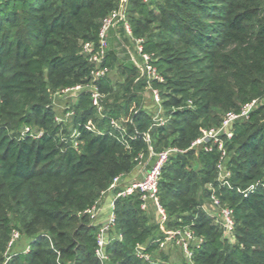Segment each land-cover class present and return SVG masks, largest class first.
<instances>
[{"label": "trees", "instance_id": "1", "mask_svg": "<svg viewBox=\"0 0 264 264\" xmlns=\"http://www.w3.org/2000/svg\"><path fill=\"white\" fill-rule=\"evenodd\" d=\"M217 1L222 6L212 8L211 0H125L132 36L143 40V51L153 55L164 77L154 86L169 118L149 130L156 151L185 150L199 128H216L226 112L264 97V0ZM121 3L0 0V264L13 230L31 243L27 253L12 252L6 264H100L94 256L95 228L77 214L114 177L132 173L134 156L146 146L131 141L126 150L107 134L85 129L88 120L109 129L86 93L72 106L77 148L64 145L49 90L89 81L91 65L82 45L96 44L102 19ZM204 18L220 19L222 29ZM110 44L105 66L115 69L121 82L109 74L97 83L107 93L104 108L110 117L126 121L129 134L147 131L150 117L137 102L145 84L135 82L138 71L126 60L125 49L121 46L120 56ZM33 126L42 131L38 139L18 137ZM226 151L233 189L219 188L217 194L233 210V240L200 209L208 200V185L215 184V152L187 150L168 158L158 187L167 227L189 226L202 238L200 247H192L194 264H264V102L234 125ZM191 160L199 169L191 167ZM250 185L256 188L245 197L234 189ZM115 217V233L122 239L107 247L108 257L116 264H147L135 258L134 248L147 245V252L154 253L150 242L161 235L154 216L139 209L134 194L116 201Z\"/></svg>", "mask_w": 264, "mask_h": 264}, {"label": "built area", "instance_id": "2", "mask_svg": "<svg viewBox=\"0 0 264 264\" xmlns=\"http://www.w3.org/2000/svg\"><path fill=\"white\" fill-rule=\"evenodd\" d=\"M121 25V30L125 36L124 40H128V44L123 43L119 36L121 46L125 49L132 64L137 68L138 76L135 82H144L145 91L149 94L150 104L153 108L151 112L150 125L147 131L128 133L126 121L124 119H116L110 117L103 104L105 95L99 91L97 83L108 77L110 69L105 66L107 52L109 50L108 34L111 30L115 32L118 26ZM143 40L132 36L130 24L126 18L125 0H122L120 6L110 12L101 21L100 28L97 34L96 44L86 42L82 45V54L85 56L88 63L91 65L89 72V81L84 84H77L71 87L63 88L61 94L72 97L77 100L83 93L89 95L91 107L99 120L106 119L108 130L100 129L96 123L91 120L85 122V129L94 135L102 136L107 134L118 141L126 150L131 149L130 142L140 140L145 144L146 150L139 151L133 161L135 166L133 174L136 177L128 178L126 175H118L112 179L110 185L100 192L98 198L93 204L77 216H86L89 218V226L95 228L94 239L95 248L94 256L100 264H106L109 260L106 252L107 247L115 241H121L122 235L115 233L116 217L115 203L117 200L130 197L134 194L138 195L139 209L147 214H152L158 226L160 236L154 238L150 244L156 248H163L176 244L183 250L184 256L189 264L193 262V248L200 247L202 238L196 237L189 226L180 228H168V214L161 203L158 196L159 181L162 170L167 163L168 158L175 153H184L187 150L202 152L206 154L216 153L217 160L215 162V184L208 185V201L209 206L201 205L200 209L215 224L223 231V236L229 241L233 240L235 221L233 210L228 205L223 204L218 197L216 188L224 187L233 189L230 185L231 173L226 167L227 151L226 143L232 138L233 127L239 121H244L249 118V115L260 105L259 98H253L249 102L242 105L238 111L226 112L216 128H199L197 137L191 142L190 146L185 149L177 147H167L160 151L153 148L149 130L164 126L169 116L165 115V110L162 106V100L159 90L155 84H162L164 77L158 71L153 63V55L143 51ZM263 97V96H262ZM187 108L192 107L190 100L186 103ZM179 107L178 109H182ZM76 116V111L73 108H65V113L61 117H55L54 122L59 127V141L64 145H68L74 149L77 148L78 132L73 126V120ZM65 125H71V136L64 135ZM41 130H32L31 127L23 128L19 134V138L29 137L38 139L41 136ZM145 158V159H144ZM256 188L255 185H250L245 189L235 187V191L242 194L244 197L252 193ZM19 232L13 230L7 244L5 260L2 264H6L12 254L9 253L14 243L19 238ZM51 246V245H50ZM52 247V246H51ZM29 250V249H28ZM134 256L147 264H163L154 259L153 253L147 252V245H137L134 248Z\"/></svg>", "mask_w": 264, "mask_h": 264}, {"label": "rangeland", "instance_id": "3", "mask_svg": "<svg viewBox=\"0 0 264 264\" xmlns=\"http://www.w3.org/2000/svg\"><path fill=\"white\" fill-rule=\"evenodd\" d=\"M147 1V0H144ZM217 0H211V6L212 8H214V6H222V5H218L217 4ZM203 21L207 22V23H211L212 26L216 27V30H221V24L219 23L220 19H203ZM219 35V34H218ZM214 34V38L217 40H220V37ZM117 36H119V38L121 40L125 39V36L121 30V25L118 26V29L115 30V32L113 30H111L108 34L109 37V41H110V47L111 49L113 48V50L115 51L116 54H120L124 51L122 50L123 48L117 43L120 42V40L117 38ZM120 57V56H119ZM126 60H128V56L126 55ZM120 65V61H115L114 66H116V70L118 68V66ZM115 69L113 71L110 72V78L112 81L115 82H119L120 79H118L117 76L113 75ZM121 82V81H120ZM62 88L58 87L56 89L53 90H49V94H50V102H51V112L53 114V118L55 117H61L64 113H65V108L70 107L72 108V106L75 104V100L72 97H68L65 96L63 94H61ZM101 91V90H99ZM102 92V91H101ZM105 95V99L103 100V104L105 102V100H107V93L104 92ZM255 98H259L260 99V104L262 105L264 102V97L262 96H257ZM137 102L139 107L141 108V110L147 112V114L149 115V117L151 118V112L153 111V108L150 104V99H149V94L143 90L140 91L137 95ZM95 116V115H94ZM94 117L92 116L91 119H93ZM71 125H65L64 127V135L66 136H71ZM32 130H38L36 127H31ZM145 159V158H144ZM191 167L194 170L199 169V163H197L194 160H191ZM264 171V168H263ZM132 175V177H136V175L134 176L133 173H130L128 175H126L128 178H130ZM264 178V177H263ZM210 184H213V182H210ZM230 185L231 181H230ZM219 188H224V187H219ZM216 188V191L219 189ZM228 189V188H227ZM225 204H227L226 202H224ZM203 205H205L206 207L209 206V201L206 200ZM152 219L148 220V224H152ZM89 223V222H88ZM31 240L28 239L27 237L23 236V235H19V238L16 240V242L14 243V246L11 248V250L9 251V253H27L29 250V246H30ZM154 259L160 261L163 264H189V262L186 260L183 250L181 249V247H179L176 244L173 245H169V246H164L163 248H156L154 253H153ZM106 264H116L114 262H112V260L109 258L108 262Z\"/></svg>", "mask_w": 264, "mask_h": 264}, {"label": "crops", "instance_id": "4", "mask_svg": "<svg viewBox=\"0 0 264 264\" xmlns=\"http://www.w3.org/2000/svg\"><path fill=\"white\" fill-rule=\"evenodd\" d=\"M120 56H122V55H120Z\"/></svg>", "mask_w": 264, "mask_h": 264}]
</instances>
